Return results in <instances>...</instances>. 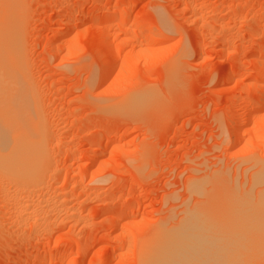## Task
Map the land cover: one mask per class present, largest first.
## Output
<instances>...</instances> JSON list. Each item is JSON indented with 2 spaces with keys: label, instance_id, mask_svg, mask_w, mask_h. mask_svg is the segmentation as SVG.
Masks as SVG:
<instances>
[{
  "label": "rangeland",
  "instance_id": "374dc122",
  "mask_svg": "<svg viewBox=\"0 0 264 264\" xmlns=\"http://www.w3.org/2000/svg\"><path fill=\"white\" fill-rule=\"evenodd\" d=\"M13 3L44 148L26 175L0 162V264H141L146 243L161 229L175 236L192 211L227 245L212 251L228 255L222 264H264V108L238 145L230 122L264 86V0ZM118 13L128 18L99 20ZM100 36L118 54L107 75ZM137 97L140 106L115 105ZM230 218L235 233L217 232Z\"/></svg>",
  "mask_w": 264,
  "mask_h": 264
},
{
  "label": "bare ground",
  "instance_id": "6f19581e",
  "mask_svg": "<svg viewBox=\"0 0 264 264\" xmlns=\"http://www.w3.org/2000/svg\"><path fill=\"white\" fill-rule=\"evenodd\" d=\"M0 1L5 2L6 5L8 3H11V0H0ZM1 2H0V7L2 10H4L3 6H1ZM9 6L10 5H7L5 8L6 10L1 11L2 14L4 12L3 16H2V14L0 15V162L2 161L3 166H7L8 168L9 167L12 168L11 169L12 171L10 173H12L13 171L15 172V171L19 170L21 172L23 171V173L25 174V173H28L30 170L33 171V169H32L33 167H35V166L39 167L40 166V165L37 166L38 165L37 163L39 161H41V160H39V159H41L40 158L41 155L43 156V148H44L43 142L44 141L42 139H44V138H43V133L41 131L39 114L36 111V106H35V102H34L35 100H34V95L32 92V82L30 81V78L26 74L27 72L25 70V64H24V60H23V56H22V52H21L22 50L20 51V45L19 44H21V43L19 40V33H18L19 30H17L18 27L16 28V25H15V23H16V14L15 13L17 12V15H18V11H17V8H15L16 5L14 7H12L14 9L11 8V6H13V5H11L10 7ZM94 14L93 13L91 15L85 14V15H83L84 16L83 19L97 18L98 16H96V15L94 17H92V15H94ZM127 18H128L127 15L122 14V13H118V14H116V16H103L102 15V17H99V20L110 22V21H113L115 19L126 20ZM78 20H79L78 16H73L72 18H70L68 20V22L66 24L67 25L66 30L64 31V33H62V35L60 34L61 36H59L58 40L55 41V44L53 45L54 47L57 46L59 42H61V39H63L65 37V35L70 34L71 30L75 27V24L78 23ZM166 22L167 21H165L164 24H166ZM159 33H161V32H159ZM162 34H164V33L157 34L156 36L155 35L154 36L162 38ZM165 35H167V34H165ZM97 51L99 52V56H100L99 59H100V65H101V75H107L108 73H110L112 71V69L115 65V62H116V55H118V54H116L114 46L112 45V42L108 38V36L107 37L106 36H100V39H99L98 44H97ZM256 67L259 70L258 73H256V77L259 79H264V61H263V59H261V60L258 59L256 61ZM236 76H237V72H233L230 75L231 78H234V77L236 78ZM260 85H259V87H260ZM138 99H139L138 97H137V99H132V101L130 103H128V102L125 103L126 101L123 100L124 102L123 101H121L120 103L118 102L119 104L116 102L115 105L119 109L121 107H123V105H129L128 108H130L131 106L133 108L134 105L135 106H136V104L139 105L138 102L136 103V100L141 102L140 101L141 98H140V100H138ZM143 102L146 103L145 100H143ZM112 104H114V103H112ZM112 104L110 103V105L114 107V105H112ZM140 105H141V103H140ZM142 106H145V105H142ZM124 108H126V107L124 106ZM263 108H264V86H263L262 91L260 92L259 97H255L253 102L251 100V104H250L247 112L244 115H241L240 113H239L240 115L239 114L234 115L233 112H231L232 114H230V122L232 124V129H233L232 134H231V138L235 144H237V145L239 144L240 139H241V134L243 135V133H245L243 130H242L243 133H241V131H240V129H241L240 127H242L241 125L244 123L247 124L249 122V119H251V116H253L252 113L254 114L255 112H257L261 109L263 110ZM140 109H141V107H140ZM245 131L247 132V130H245ZM6 170H8V169H6ZM24 170H25V172H24ZM21 172L20 173L18 172V173L22 174ZM34 172H35V170H34ZM32 174H34V173H31V175ZM29 177H30V174H29ZM255 181L259 182V183L264 182V169L257 174ZM248 210L249 209L247 208V214L250 212V210L249 211ZM245 211H246V209H244L243 212H245ZM120 212L122 213L123 211L120 210ZM125 212L126 211H124V213ZM203 212L202 213L201 212L199 213L197 211L190 212V214L187 215V217L184 219L182 224L181 225L179 224L180 227L178 229H176L177 233H173L175 236H171L172 234L169 235L170 233H166L165 231H163V229H161L162 231H159V234L158 233L156 234V236H157L156 239L155 240L153 239L154 241L150 240V242L152 241V243L149 244V247H148L149 242L146 243L147 246L144 245L147 247V249L145 250L147 252L144 254V256H141V258H143V261L141 262V264L142 263L143 264H222L221 259L223 257L220 259L216 258L215 255L213 254L214 253L213 250L217 249L216 251L218 252V248H220L219 250L221 251L222 246H224L225 245L224 243H227V242L224 241L223 243H221L224 245H220L221 240L218 239V237H214V235H211L213 237L209 236L210 233H208L207 231L209 229L210 230L214 229V227L212 228L213 222L212 221L208 222L209 220H207V222H206V219H205ZM240 213H242V212H240ZM253 213L250 212L249 214H252L253 216H254V214H255V216H259V215H257L259 213H254V214ZM242 214L247 216L246 213H242ZM125 215H126V213L124 214V216ZM205 215H207V214L205 213ZM236 216H240V215H236ZM255 216L254 217L251 216V217L255 218ZM258 218H260V217H258ZM217 219H218V217H217ZM230 219H232V221H229L231 223H228V221H227V223L224 222L225 224L228 225V226L224 225L223 226L224 228L222 227V225L219 226V224L217 223V225H218L217 232L219 230V231H222V233H229V231H231L230 234L235 233L234 229H236V228H233L234 226H232L233 218H230ZM242 219H244V218H242ZM234 220H236V219H234ZM257 220H259V219H257ZM260 220H262V219H260ZM219 221H220V219H219ZM241 221L242 222H239V221L238 222L240 223V225L241 224L243 225L244 222H243V220H241ZM251 221H252V219H251ZM234 223H233V225H235ZM252 223H256V222H252ZM246 224H248V223H245V225ZM250 224H251V222H250ZM250 224H249V226L246 225V226H248L249 231H251L250 229H252V227H251L252 224L251 225ZM257 225L258 224L256 223V227H258ZM238 226L239 225H237V227ZM253 226H255V225L253 224ZM231 227L233 228L234 232H233ZM242 227L243 226H241V227L239 226L240 229ZM256 227H253V230H255ZM259 227L261 229L260 228H258V229L263 231V229H262V227L264 228L263 223L262 224L260 223ZM175 228H177V226ZM229 228H231V230ZM240 229L238 231H240ZM258 229H257V232H259ZM171 230H173V229H171ZM242 230L244 232L245 228L243 227ZM174 231H175V229H174ZM215 231H216V229L214 230V232ZM246 232H244V235L246 234ZM253 232H255V231H253ZM253 232H252V234H253ZM257 232H256V235L261 233V232L260 233H257ZM263 233H261L262 234V236L260 235L261 237L264 236ZM213 234H215V233H213ZM247 234H250V233H247ZM227 236L229 237L230 235L226 234V236L224 235L223 237H227ZM232 237L230 236L229 238H232ZM229 240L231 241V239H228L226 241H229ZM233 241H232V243H233ZM242 241H241V243H242ZM263 241H264V237H263ZM236 242L237 241H235L234 243H236ZM232 243L229 244V248H230V245H232ZM225 246H227V245H225ZM241 246H242V244H241ZM109 247H113V245L112 244L110 246L108 245V248ZM231 247H233V246H231ZM212 251H213V253H212ZM65 253H66V251L58 252V254L55 256L56 259L64 258L66 255ZM219 256H224V258H226L225 254H222V255L220 254ZM224 258L222 259V262H224L223 261V260H225ZM219 260H220V262L218 263L217 261H219ZM226 261H229L228 255H227ZM227 263H229V262H227Z\"/></svg>",
  "mask_w": 264,
  "mask_h": 264
}]
</instances>
